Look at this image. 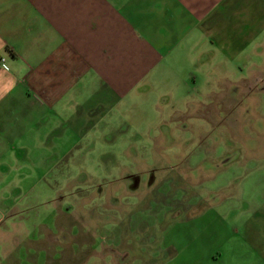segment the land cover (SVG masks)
Returning <instances> with one entry per match:
<instances>
[{
	"label": "rangeland",
	"instance_id": "obj_1",
	"mask_svg": "<svg viewBox=\"0 0 264 264\" xmlns=\"http://www.w3.org/2000/svg\"><path fill=\"white\" fill-rule=\"evenodd\" d=\"M260 43L237 67L179 73L159 114L21 170L0 202V264H264Z\"/></svg>",
	"mask_w": 264,
	"mask_h": 264
},
{
	"label": "crops",
	"instance_id": "obj_2",
	"mask_svg": "<svg viewBox=\"0 0 264 264\" xmlns=\"http://www.w3.org/2000/svg\"><path fill=\"white\" fill-rule=\"evenodd\" d=\"M262 41L264 0H0V202L21 170L83 146L71 136L159 114L179 73L237 67Z\"/></svg>",
	"mask_w": 264,
	"mask_h": 264
}]
</instances>
